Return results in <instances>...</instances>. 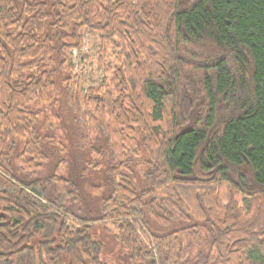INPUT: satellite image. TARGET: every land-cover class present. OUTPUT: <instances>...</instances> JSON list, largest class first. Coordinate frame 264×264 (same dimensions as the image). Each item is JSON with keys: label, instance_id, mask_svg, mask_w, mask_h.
Returning <instances> with one entry per match:
<instances>
[{"label": "trees", "instance_id": "obj_1", "mask_svg": "<svg viewBox=\"0 0 264 264\" xmlns=\"http://www.w3.org/2000/svg\"><path fill=\"white\" fill-rule=\"evenodd\" d=\"M83 29L119 64L81 95ZM97 226L128 264H264V0H0V264H107Z\"/></svg>", "mask_w": 264, "mask_h": 264}, {"label": "rangeland", "instance_id": "obj_2", "mask_svg": "<svg viewBox=\"0 0 264 264\" xmlns=\"http://www.w3.org/2000/svg\"><path fill=\"white\" fill-rule=\"evenodd\" d=\"M82 36V45L79 48H74L67 54L68 64L72 68V76L74 75L72 79H75V75L78 78L81 95L85 93L86 88L89 86L100 87L103 86L104 82L108 84L111 76V73L106 70L108 64H119V62H116L115 56L110 54L111 49H109L108 54L102 55L99 45V34L97 32L83 29ZM49 110V108H46L39 118L44 129L47 128L48 124H54L58 121L54 112H50ZM56 140H54L55 143L58 142ZM60 169L61 172L65 171L64 166H61ZM106 227L113 232L116 231L110 224H107ZM97 228L105 243L103 257L107 261V264H128L125 258V251L116 246L112 235L105 230L102 232L101 229L103 228L101 226H97Z\"/></svg>", "mask_w": 264, "mask_h": 264}]
</instances>
